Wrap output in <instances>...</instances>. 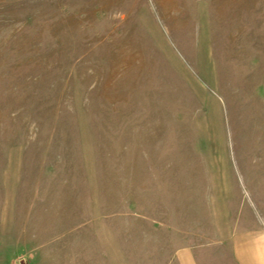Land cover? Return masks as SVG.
<instances>
[{"label": "rangeland", "instance_id": "rangeland-1", "mask_svg": "<svg viewBox=\"0 0 264 264\" xmlns=\"http://www.w3.org/2000/svg\"><path fill=\"white\" fill-rule=\"evenodd\" d=\"M264 234V0L0 5V264H237Z\"/></svg>", "mask_w": 264, "mask_h": 264}, {"label": "crops", "instance_id": "crops-1", "mask_svg": "<svg viewBox=\"0 0 264 264\" xmlns=\"http://www.w3.org/2000/svg\"><path fill=\"white\" fill-rule=\"evenodd\" d=\"M8 1L14 0H0V5ZM234 258L237 264H264V234L237 243ZM175 259L178 264H198L193 249L180 251Z\"/></svg>", "mask_w": 264, "mask_h": 264}]
</instances>
